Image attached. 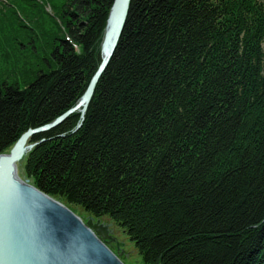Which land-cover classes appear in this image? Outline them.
Returning <instances> with one entry per match:
<instances>
[{
    "label": "trees",
    "instance_id": "16d2710c",
    "mask_svg": "<svg viewBox=\"0 0 264 264\" xmlns=\"http://www.w3.org/2000/svg\"><path fill=\"white\" fill-rule=\"evenodd\" d=\"M22 1L0 7V52L17 63L24 46L35 62L0 72V155L79 103L116 2L64 0L49 45L47 0ZM232 7L131 0L84 115L31 139L34 185L112 221L145 263L264 264V23L234 27Z\"/></svg>",
    "mask_w": 264,
    "mask_h": 264
},
{
    "label": "water",
    "instance_id": "95a60500",
    "mask_svg": "<svg viewBox=\"0 0 264 264\" xmlns=\"http://www.w3.org/2000/svg\"><path fill=\"white\" fill-rule=\"evenodd\" d=\"M131 0H116L101 47L102 63L79 103L55 122L24 133L0 155V264H124L126 242L116 225L103 218L77 215L62 201L42 192L18 165L39 144L36 134L49 131L70 115L86 112L95 87L121 38Z\"/></svg>",
    "mask_w": 264,
    "mask_h": 264
},
{
    "label": "rangeland",
    "instance_id": "374dc122",
    "mask_svg": "<svg viewBox=\"0 0 264 264\" xmlns=\"http://www.w3.org/2000/svg\"><path fill=\"white\" fill-rule=\"evenodd\" d=\"M39 1V0H35ZM230 2L231 7L234 11V17H235V23H232L234 27H241L244 25L242 22L243 19L246 20V17L250 22L254 20L258 28L261 27L264 23V0H227ZM64 0H47L45 4L39 3V5H42L44 7V11L46 14L42 13L40 16H37L38 20V27L46 41L49 43V45H54V40L56 37L60 35V29L58 25V20L55 16V14H60L61 5L63 4ZM2 4H15L13 7L17 8L18 6L21 7L23 4L25 7H27V4L22 0H0V7ZM22 5V6H23ZM227 5V4H226ZM22 8V7H21ZM36 10V9H35ZM243 18V19H242ZM229 24V23H228ZM29 29V28H28ZM29 33H24L21 36L22 41H28L26 40ZM21 35V34H20ZM235 37V34H233ZM252 35H249V38H251ZM13 47V46H12ZM24 48V46H23ZM20 48V46H14V52L15 56L18 59L17 63L10 62L7 58L5 59L3 56V52H0L2 54L0 59V72L2 71H8V72H21L23 68V64L28 63V65L33 67L32 64H34L35 61L34 57H32L31 52L28 49ZM42 55V54H41ZM36 67V66H35ZM34 67V68H35ZM15 73V74H16ZM18 81L20 84H23L22 78L20 75L17 76ZM32 152V151H31ZM25 160L21 162L18 165L19 174L21 177L25 178L28 177L25 171ZM30 178V177H29ZM77 215L80 217H83L86 215V213L78 207H70ZM116 236L126 242V251H129L131 253V256L129 258H122L124 264H151V263H145L143 261L142 256L139 254L137 249L135 248V245L130 241L128 236H126L120 228L116 226Z\"/></svg>",
    "mask_w": 264,
    "mask_h": 264
},
{
    "label": "flooded vegetation",
    "instance_id": "af4514ba",
    "mask_svg": "<svg viewBox=\"0 0 264 264\" xmlns=\"http://www.w3.org/2000/svg\"><path fill=\"white\" fill-rule=\"evenodd\" d=\"M127 254H129V256H131V253L129 251H127ZM123 258H129V257H126V255L123 256Z\"/></svg>",
    "mask_w": 264,
    "mask_h": 264
}]
</instances>
